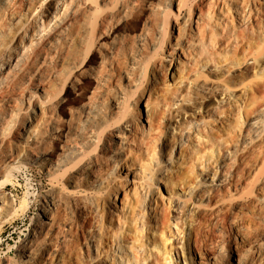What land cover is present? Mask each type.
Masks as SVG:
<instances>
[{
    "label": "bare ground",
    "instance_id": "6f19581e",
    "mask_svg": "<svg viewBox=\"0 0 264 264\" xmlns=\"http://www.w3.org/2000/svg\"><path fill=\"white\" fill-rule=\"evenodd\" d=\"M135 3L0 0V223L21 166L50 184L0 264H264V0H158L132 28Z\"/></svg>",
    "mask_w": 264,
    "mask_h": 264
},
{
    "label": "rangeland",
    "instance_id": "374dc122",
    "mask_svg": "<svg viewBox=\"0 0 264 264\" xmlns=\"http://www.w3.org/2000/svg\"><path fill=\"white\" fill-rule=\"evenodd\" d=\"M158 0H135V5L133 6V10H132V17L129 19L131 21H128V23L131 22L132 24V28H140L142 23L147 20L148 18H154L155 16H153V11L151 9V6L149 5L150 3H156ZM63 8V4L62 2L59 3L58 9H57V17H55L54 15V19L51 22L50 26L53 25V23L55 21H57L59 19V14L62 13V9ZM172 13L176 12V6H172L171 7ZM120 30V31H119ZM118 32L122 33L123 30L119 29ZM127 31V30H125ZM251 61L248 62V64H250ZM98 55L96 53H94V55H91V57L89 56L86 60H85V64H84V68H81L82 66H78L76 69L73 70L72 74L74 75H78L80 71H82L83 69H86L84 72V75H88L89 72L96 67L98 64ZM114 65L112 67H107L106 71L108 74L110 72V74L112 73L111 76L113 75H117V76H113L111 77L112 80L109 81L108 85L114 89L117 88V84H122V82L124 80L123 78V74L122 70H120V64L117 65L116 62L113 63ZM117 67V68H116ZM80 68V69H79ZM114 68V69H113ZM119 69V70H118ZM80 70V71H79ZM244 69H232V73L233 75H239ZM120 72V74H119ZM222 72H214L213 74L206 76L205 78H203V80H198L197 82L202 84V87H215L218 84H220V80L224 77L221 78ZM109 74V75H110ZM172 70L170 73V82H172ZM108 75V76H109ZM121 75V76H119ZM225 76L228 75L227 73L224 74ZM114 77L115 81H114ZM220 77V78H219ZM122 79V80H119ZM119 80V82H118ZM80 81H82V83L79 85V87H83V92L87 93L88 90L91 87L92 84V80L89 76H82V74H80ZM118 82V83H116ZM121 82V83H120ZM123 82V84H124ZM116 83V84H115ZM232 89L236 90V94L240 95V92L242 91L241 86H236V87H232ZM241 89V90H240ZM116 90V89H114ZM70 97H71V104L76 105L77 102L82 98V95L79 94L77 96H74V93H70ZM237 109H240L239 111H241V104L239 103V106ZM241 113V118L239 120H241L240 122H243L244 118ZM244 125V124H243ZM23 169V170H22ZM26 171V172H25ZM26 174V175H24ZM31 178V182H29L27 179ZM131 178V176H130ZM123 179H119V182H122ZM29 183V184H28ZM50 186L49 184V180L47 178V176L45 175L44 172H42L38 166L33 165L32 169L29 171L28 169H24L21 166L20 171L16 172V175L14 178H12L11 182H9V184L7 185V191H6V195H8V197H10V199H14L15 201L13 202L14 204V210L13 212L11 211L7 217L4 218V220H2V224L0 223V258H4L5 257H14L15 256V245L17 244V241L24 239L25 235H26V231L28 228V225L30 223V219L37 213V205H38V201H39V194L48 189ZM128 186V185H127ZM131 187V186H130ZM128 187V189L130 188ZM26 195V204L24 205L21 202V198L24 197ZM123 197V193H119L118 194V198ZM22 203V204H21ZM117 205H120V201L119 199L117 200ZM19 206V207H18ZM21 206V207H20ZM18 208V209H17ZM20 209V210H19ZM17 210V211H16ZM16 211V212H15ZM21 230V233H19L18 231Z\"/></svg>",
    "mask_w": 264,
    "mask_h": 264
}]
</instances>
